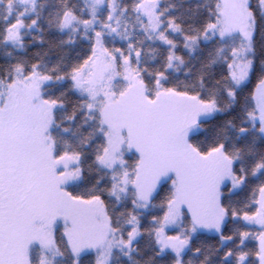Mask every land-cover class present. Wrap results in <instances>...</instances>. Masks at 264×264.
<instances>
[{
    "label": "snow or ice",
    "instance_id": "6c2138e0",
    "mask_svg": "<svg viewBox=\"0 0 264 264\" xmlns=\"http://www.w3.org/2000/svg\"><path fill=\"white\" fill-rule=\"evenodd\" d=\"M0 264H264V0H0Z\"/></svg>",
    "mask_w": 264,
    "mask_h": 264
}]
</instances>
